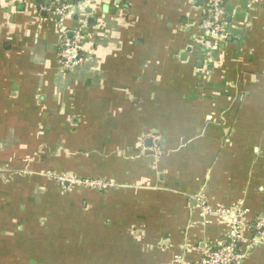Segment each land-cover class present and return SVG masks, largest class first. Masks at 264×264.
I'll return each instance as SVG.
<instances>
[{"label":"crops","instance_id":"obj_1","mask_svg":"<svg viewBox=\"0 0 264 264\" xmlns=\"http://www.w3.org/2000/svg\"><path fill=\"white\" fill-rule=\"evenodd\" d=\"M72 1L0 0V264H196L227 236L199 198L264 215V0H223L214 55L203 0ZM81 18L68 71L60 30ZM54 172L110 186L61 191Z\"/></svg>","mask_w":264,"mask_h":264},{"label":"built area","instance_id":"obj_2","mask_svg":"<svg viewBox=\"0 0 264 264\" xmlns=\"http://www.w3.org/2000/svg\"><path fill=\"white\" fill-rule=\"evenodd\" d=\"M87 1L94 3L88 4L89 6H94L96 2L99 3V0ZM53 2L57 3L53 11L60 17L75 13L77 7L82 5L73 6L67 3V0H53ZM201 9L203 16L198 25L200 30L197 36L198 42L208 54L214 55L220 52V44L224 40L226 33L223 0H208L205 7L203 6ZM46 10L50 11L49 8H46ZM87 29L86 19L81 18L76 28L60 30L61 46L59 59L63 69L70 71L81 63L84 51L83 42L90 35ZM70 32L72 33L71 36L69 35ZM151 139L154 143L153 148H155L157 137L152 136ZM57 181L63 188L78 185L105 189L110 186L109 182L100 179L79 178L71 174L58 176ZM199 204L200 214L203 218L216 216L227 224V236L224 241L207 251L196 264H241L245 258V253L242 249L243 244L248 246L264 245V215L258 216L248 224L246 221V210L240 206L234 209L222 206L213 208L200 198ZM244 230L250 232L249 238L245 236Z\"/></svg>","mask_w":264,"mask_h":264},{"label":"trees","instance_id":"obj_3","mask_svg":"<svg viewBox=\"0 0 264 264\" xmlns=\"http://www.w3.org/2000/svg\"><path fill=\"white\" fill-rule=\"evenodd\" d=\"M73 2L72 0H67V3H71V2ZM207 1L208 0H203V2H204V4L206 5L207 4ZM54 5H53V7L57 4V3H53ZM203 4V5H204ZM87 32H88V30H87ZM89 34H90V32H88ZM199 46H200V49H202V50H204V48L201 46V44L199 43ZM55 173V174H54ZM53 173V175H52V177H51V179L54 181V183L56 184V186L57 187H59V189L61 190V191H69V190H77L78 188H84V189H92V190H99V189H95V188H90V187H85V186H78V185H74V186H72V187H70V188H63L61 185H60V183L57 181V177L58 176H61V175H64V174H62V173H57V172H54ZM73 175H75L76 177H79V178H90V179H92V178H96V179H100V180H103V181H106V182H109L108 180H104V179H102V178H99V177H95V176H90V177H84V176H78V175H76V174H73ZM107 188H109V187H107ZM107 188H105L104 190H107Z\"/></svg>","mask_w":264,"mask_h":264},{"label":"rangeland","instance_id":"obj_4","mask_svg":"<svg viewBox=\"0 0 264 264\" xmlns=\"http://www.w3.org/2000/svg\"><path fill=\"white\" fill-rule=\"evenodd\" d=\"M53 174H50L49 176H52ZM67 175H70V174H67ZM71 175H73V174H71Z\"/></svg>","mask_w":264,"mask_h":264},{"label":"water","instance_id":"obj_5","mask_svg":"<svg viewBox=\"0 0 264 264\" xmlns=\"http://www.w3.org/2000/svg\"><path fill=\"white\" fill-rule=\"evenodd\" d=\"M58 17V16H57ZM92 19V18H91ZM93 20V19H92Z\"/></svg>","mask_w":264,"mask_h":264}]
</instances>
